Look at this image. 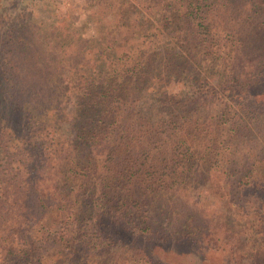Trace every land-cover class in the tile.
Wrapping results in <instances>:
<instances>
[{
	"label": "trees",
	"instance_id": "obj_1",
	"mask_svg": "<svg viewBox=\"0 0 264 264\" xmlns=\"http://www.w3.org/2000/svg\"><path fill=\"white\" fill-rule=\"evenodd\" d=\"M42 1L0 0V264H264V0Z\"/></svg>",
	"mask_w": 264,
	"mask_h": 264
},
{
	"label": "rangeland",
	"instance_id": "obj_2",
	"mask_svg": "<svg viewBox=\"0 0 264 264\" xmlns=\"http://www.w3.org/2000/svg\"><path fill=\"white\" fill-rule=\"evenodd\" d=\"M47 3H44V1L40 2L38 7L35 8L36 14L38 17H47L48 13H50L48 11V8L50 10H52V12L55 13V16H57L58 18L64 17V19L66 21H69V24H72L73 26H80L85 24V20L82 21V19L84 18L83 16L85 15V13L90 12L91 10H88L87 8L84 7V0H46ZM46 4V9L44 7V5ZM50 6V7H49ZM98 7V6H97ZM100 9L95 8V10L93 12H97ZM92 12V13H93ZM55 26H60L61 25L59 23H57L56 21H53ZM64 25V24H63ZM85 27V26H82ZM88 31L93 33V31L91 30V28H88ZM82 37H87L88 35L84 32V31H80ZM68 39L66 41H64V44L62 45V47L64 49H66V51H69L68 53H72L73 51H80L78 46V43H75V38L70 37V34L67 35ZM90 45L89 47L86 49V51L88 53H91L90 51L93 50V44L92 42H89ZM87 53V54H88ZM77 58H79L80 52H77ZM86 54V55H87ZM212 72V71H211ZM197 77V74L195 73L194 69H191V76ZM217 76V74H216ZM189 80H191L189 78ZM196 81V80H195ZM194 80L191 81H186V82H182L181 80L178 82H174L173 84L168 83L167 82V94L168 92H174V97L176 98H183L185 97L186 100H194L195 101V105H198V108H200V106L203 108V104H206L204 102V100L201 97L196 96L197 94V90H196V82ZM165 87L166 89V85L163 86V88ZM195 88V93H192V91ZM166 93V92H165ZM202 93H205V95L207 97L210 96H221L223 95L224 97H226V99H228L227 97V91L226 89H216V91L214 92V94H211V91L209 88L206 89V91H202ZM222 98V97H221ZM199 101H201L199 103ZM188 106L186 104H181L179 111L180 112H186L188 113V111H186V108ZM204 109V108H203ZM243 205H246V210L242 211V207L239 209H235L233 205H230L229 203L223 202L221 201L216 207L213 205L210 209L213 212L212 216L214 217L213 220L220 222V223H224L225 225H233V228H239L240 230L243 231L242 235L246 236L248 242H247V246L250 247V244H257L260 243V241L262 239L259 238V234H260V229L257 227L258 225L254 222V220L251 218L252 216H250L249 212H252V206L250 204V202L247 201V203ZM240 206V205H239ZM223 213V214H229V217L226 216L227 219H224L223 216H219V213ZM250 249V248H249ZM251 253H253L254 250L251 249ZM258 253H260L258 256H255L254 259H257L259 262L264 263V253L261 250H258ZM221 252L220 249H210L206 252V258L200 263V264H219L220 262V256H221ZM41 264H52V261L50 259H45L41 262Z\"/></svg>",
	"mask_w": 264,
	"mask_h": 264
}]
</instances>
